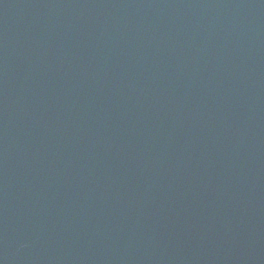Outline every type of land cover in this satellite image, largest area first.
<instances>
[{"label":"water","instance_id":"water-1","mask_svg":"<svg viewBox=\"0 0 264 264\" xmlns=\"http://www.w3.org/2000/svg\"><path fill=\"white\" fill-rule=\"evenodd\" d=\"M0 264H264V0H0Z\"/></svg>","mask_w":264,"mask_h":264}]
</instances>
